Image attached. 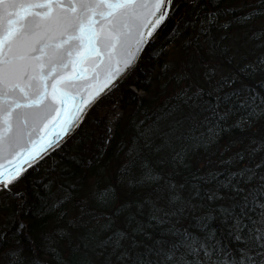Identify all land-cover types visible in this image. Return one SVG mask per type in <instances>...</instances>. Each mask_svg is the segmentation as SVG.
Returning a JSON list of instances; mask_svg holds the SVG:
<instances>
[{"label": "snow or ice", "instance_id": "6c2138e0", "mask_svg": "<svg viewBox=\"0 0 264 264\" xmlns=\"http://www.w3.org/2000/svg\"><path fill=\"white\" fill-rule=\"evenodd\" d=\"M0 264H264V0H0Z\"/></svg>", "mask_w": 264, "mask_h": 264}, {"label": "trees", "instance_id": "16d2710c", "mask_svg": "<svg viewBox=\"0 0 264 264\" xmlns=\"http://www.w3.org/2000/svg\"><path fill=\"white\" fill-rule=\"evenodd\" d=\"M187 11V9H184ZM163 41L157 43L156 48L153 51H156L160 44ZM154 61H148L147 59L142 62L141 67L147 71L153 65ZM141 81L146 82L148 77L144 73H140ZM119 98L121 104V111L124 113L123 120L120 122L119 127L117 128V136L116 142L119 143L121 140L127 141L135 132L132 119L135 115L137 120L144 119L145 115L151 116L156 108L161 104L162 96L156 92L155 87L152 91L146 92L143 99H133L130 95H128L123 90L117 92L114 97L110 98V100L105 101L97 110L93 113L91 120L94 122L97 116L106 117L110 108L108 107L111 99ZM235 119V118H234ZM151 121H148L150 123ZM96 128L95 123H89L88 130L92 131ZM239 130L234 129L233 132L228 134H222L219 137L218 142L210 145L207 149L198 148L194 150L189 156V163L191 164L192 171H197L201 168V165L205 167L208 166V162L211 160L213 163L220 158V153L223 149L229 146V141L231 137L239 136ZM116 145H113V151L109 153V157L114 158ZM107 159V158H106ZM47 167V166H45ZM46 173L43 170H40L37 173H34L31 179H45ZM25 189L28 193V198L30 203V207L33 208V211H36V197L34 195V189L30 182H26L20 186ZM40 190L43 194L42 189ZM25 223L28 224L29 228L32 230L34 234H39L43 231L49 230L55 224V217L52 216H43V215H30Z\"/></svg>", "mask_w": 264, "mask_h": 264}]
</instances>
